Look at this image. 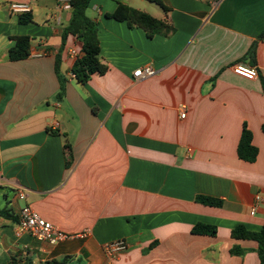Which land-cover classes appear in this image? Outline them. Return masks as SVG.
<instances>
[{
    "label": "crops",
    "instance_id": "1",
    "mask_svg": "<svg viewBox=\"0 0 264 264\" xmlns=\"http://www.w3.org/2000/svg\"><path fill=\"white\" fill-rule=\"evenodd\" d=\"M57 1L0 0V264H103V246L118 240L128 250L114 264H259L257 243L230 234L264 225V41L241 61L264 33V0H162L175 33L152 39L105 14L123 3L160 19L158 5L91 0L86 15L98 23L108 70L85 84L71 77V50L82 54L81 43L68 36L60 50L71 12L57 21ZM12 3L29 4L33 22L19 24ZM17 37L30 39V55L10 62ZM251 61L258 79L233 73ZM146 67L155 75L133 76ZM244 123L258 149L253 163L237 157ZM24 206L69 238L49 245L17 235ZM197 224L215 226L216 236L193 235ZM233 246L243 254L232 256Z\"/></svg>",
    "mask_w": 264,
    "mask_h": 264
},
{
    "label": "trees",
    "instance_id": "2",
    "mask_svg": "<svg viewBox=\"0 0 264 264\" xmlns=\"http://www.w3.org/2000/svg\"><path fill=\"white\" fill-rule=\"evenodd\" d=\"M91 0H70L71 4V17L68 25L64 28L61 36V48L64 46L68 36L74 37L81 43V56L77 58L72 66L71 74L74 79L80 83H87L93 75H104L108 67L103 64L100 58V46L98 39V23L86 15L89 3ZM150 3L158 5L163 11V18L157 19L149 14L132 8L126 4L118 3L116 9L111 14H105L108 19H113L117 22L125 23L130 29L138 28L144 31L148 39L155 36H162L170 38L175 33V28L172 26L168 19L170 9L162 2V0H146ZM17 22L22 25H27L33 22L31 12L19 14ZM264 41V33L257 37V40L252 44L246 55L241 59L245 61L247 58L253 60L256 51L257 42ZM30 39L28 37H17L14 39L13 45L8 50V59L10 62L21 61L27 59L30 55ZM60 51L55 59V73L59 81V90L54 97L55 101L60 102L65 96L66 79L61 76ZM254 61L249 62L247 65L253 66ZM216 77L212 79L214 81ZM264 132V125L261 127ZM258 156V149L252 145V133L244 123L237 146V157L239 160L253 163ZM73 158L70 146L65 148V165L69 167ZM196 202L205 206L217 207L222 206V201L197 196ZM3 213V212H2ZM191 233L193 235H203L214 237L217 234L215 226L206 224L195 225ZM231 238L234 240L254 241L257 243V255L259 264H264V225L259 231H250L243 225H237L231 230ZM154 245L150 246L152 248ZM243 249L239 246H233L230 250L232 256H241ZM71 257H65L61 260H48L40 264H70ZM24 264H30L25 262ZM80 264V263H79Z\"/></svg>",
    "mask_w": 264,
    "mask_h": 264
},
{
    "label": "built area",
    "instance_id": "3",
    "mask_svg": "<svg viewBox=\"0 0 264 264\" xmlns=\"http://www.w3.org/2000/svg\"><path fill=\"white\" fill-rule=\"evenodd\" d=\"M221 0H213V5H216L217 2ZM70 0H58L55 6L54 17L58 21L60 15L63 11H71ZM9 10L13 14H24L31 11L30 5L27 3H12L9 5ZM39 43L42 44V40H39ZM46 54L45 50L37 51L32 54L33 57H42ZM71 56L75 59L81 56L75 50H71ZM232 71L235 75L249 81H253L259 78V71L247 64L238 63L232 66ZM155 75V71L146 67L144 69L136 70L133 73V76L138 79H145ZM71 77L74 78V75L71 74ZM181 118H185V108L181 107ZM17 197L20 200H24L25 194L23 191L17 192ZM257 202L262 201L260 196L256 198ZM17 235H29L31 238L48 243L49 245H56L62 241H65L69 238L64 232L60 231L58 228L53 226L51 223L45 221L41 218L33 209L29 206H24L20 209L17 221ZM128 250V245L123 240H118L105 244L103 246V253L106 257V261L103 264H114V262L119 258L121 254H124Z\"/></svg>",
    "mask_w": 264,
    "mask_h": 264
},
{
    "label": "rangeland",
    "instance_id": "4",
    "mask_svg": "<svg viewBox=\"0 0 264 264\" xmlns=\"http://www.w3.org/2000/svg\"><path fill=\"white\" fill-rule=\"evenodd\" d=\"M154 8H157V7H155V5H152ZM157 10V9H156Z\"/></svg>",
    "mask_w": 264,
    "mask_h": 264
}]
</instances>
